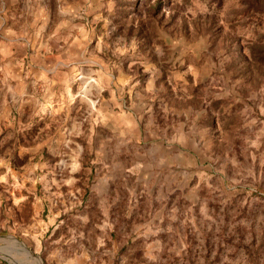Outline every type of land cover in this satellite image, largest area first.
Instances as JSON below:
<instances>
[{"label": "rangeland", "instance_id": "1", "mask_svg": "<svg viewBox=\"0 0 264 264\" xmlns=\"http://www.w3.org/2000/svg\"><path fill=\"white\" fill-rule=\"evenodd\" d=\"M1 237L0 264H264V0H0Z\"/></svg>", "mask_w": 264, "mask_h": 264}, {"label": "bare ground", "instance_id": "2", "mask_svg": "<svg viewBox=\"0 0 264 264\" xmlns=\"http://www.w3.org/2000/svg\"><path fill=\"white\" fill-rule=\"evenodd\" d=\"M2 239L5 240V238L1 237L0 240H2ZM20 242H21V241H20ZM22 243H23V242H22ZM22 245H23L25 251L31 253V255L37 260V262H38L39 264H42L40 258H39L36 254H33V252H32L31 250H29L28 247H26V245H25L24 243H23Z\"/></svg>", "mask_w": 264, "mask_h": 264}, {"label": "water", "instance_id": "3", "mask_svg": "<svg viewBox=\"0 0 264 264\" xmlns=\"http://www.w3.org/2000/svg\"><path fill=\"white\" fill-rule=\"evenodd\" d=\"M28 249H29V248H28ZM29 250H31V249H29ZM38 257H39V256H38ZM39 258H40V257H39ZM40 260H41V263L44 264V262H43V260H42L41 258H40Z\"/></svg>", "mask_w": 264, "mask_h": 264}]
</instances>
